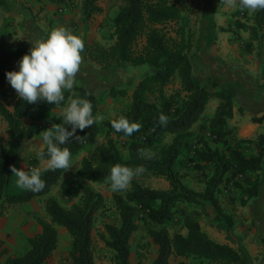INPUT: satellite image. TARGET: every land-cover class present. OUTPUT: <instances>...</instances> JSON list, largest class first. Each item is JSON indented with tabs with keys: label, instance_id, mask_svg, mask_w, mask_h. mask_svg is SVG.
Returning <instances> with one entry per match:
<instances>
[{
	"label": "trees",
	"instance_id": "trees-1",
	"mask_svg": "<svg viewBox=\"0 0 264 264\" xmlns=\"http://www.w3.org/2000/svg\"><path fill=\"white\" fill-rule=\"evenodd\" d=\"M178 1L125 0V6L113 18L115 42L109 47L94 42L86 48L87 60L103 68L131 65L136 68L147 67L150 72L140 80L127 111L122 115L130 122L139 123V131L125 136L122 132H116L111 122L107 124L115 137L127 144L128 156L125 157L116 141L110 138L106 144L95 147L97 160L84 158L81 161L78 174L85 181L102 184L110 181V169L115 164L133 169L142 166L144 171L164 178L169 183L167 190H154L133 181L125 195H114L119 223L106 224L102 236L106 247L113 252L111 264H142L133 263L131 259L132 241L139 229L138 212L146 215L151 225L148 229L150 243L158 247L157 256L151 264H170L172 257L197 260L201 264H248L244 251L214 240L193 218L184 219L185 233L171 235L167 229L180 204L209 205L215 211L219 226L225 230L232 229L234 217L226 212L219 198L222 187L233 182L238 189L241 205L246 206L259 196L264 171V135L255 141L239 140L233 146L228 144L231 135L229 123L236 114L234 96L216 80H212L211 85L200 84L195 78L191 56L193 38L187 35L183 27H179L175 35L165 30V25L182 18ZM81 11L84 21L88 22L102 14L103 8L99 0H82ZM237 24L239 29L249 33L252 41L262 39L264 9L255 11L251 23ZM140 38H145V46L141 53H136L134 47ZM30 49L0 48V93L11 87L6 72L18 71L19 61ZM175 78L179 79L185 93L182 97L168 96L165 92V88ZM105 93L113 98L127 96L126 90L116 87L107 88ZM64 95L65 100L59 106L43 101L29 104L18 96L13 111L0 101V115L8 126V140L0 150V220L6 210L22 208L34 199L50 194L67 170L48 168L42 171L41 179L45 181V187L40 192H9L15 175L12 168L17 167L22 142L33 138L34 124L45 120L52 112L65 108L72 99H87L97 119L92 126L84 130L77 129L70 141L61 147H67L73 155H78L87 146L96 145L101 132L97 96L83 86H73L65 90ZM213 99L219 103L208 128L203 127L204 133L198 137L193 159L197 168L210 170L204 190L198 192L185 183L177 165L184 150L190 146L194 126L201 121ZM161 113L168 117L166 126L159 122ZM263 120L264 115L256 116L253 123ZM25 122L30 125L25 126ZM63 123V115L52 117V126ZM66 127L71 130L70 125ZM163 133L172 135L171 142L163 143ZM212 143H222L225 151L214 148ZM241 143H254L255 152L248 155ZM46 150L47 145L38 153ZM38 153L30 162L34 167L42 162ZM249 174L255 175V178ZM239 179L243 180L240 182ZM62 196L69 200L79 198V201L68 208L55 197L47 198L48 219H38L41 230L29 238L27 252L9 256L0 264H49L59 246V227L65 228L72 239L71 264H96L93 250L94 221L96 214L105 208V198L87 185L64 187ZM7 254L8 249L0 237V260ZM178 264L190 263L180 261Z\"/></svg>",
	"mask_w": 264,
	"mask_h": 264
},
{
	"label": "rangeland",
	"instance_id": "rangeland-1",
	"mask_svg": "<svg viewBox=\"0 0 264 264\" xmlns=\"http://www.w3.org/2000/svg\"><path fill=\"white\" fill-rule=\"evenodd\" d=\"M36 1L43 4V1L45 0ZM52 3L58 5V8L62 7V5L63 7L68 8L69 14L70 10L74 11L73 23H71L72 26L69 31L82 39L84 38L83 41L91 43L98 42L106 47L111 46L115 42L113 18L118 11L125 6V0H99V4L103 8V13L93 17V20L88 22L84 21V18L79 17V14L82 13V0H62ZM178 4L181 8L182 18L178 22L165 25L164 28L169 34L175 35V31L179 27H183L187 35L189 34L193 38V49L191 51L192 60L197 61V57L206 56L210 62L220 61L223 65L232 66V68L242 67L243 65L241 62L244 60L249 64H254L255 67L257 62H259L257 79L258 82H260L261 89H264V36L258 41H252L249 33L239 29L237 24V22L245 24L251 23L255 11L242 9L239 6V0H234V3L230 6V10L225 12V15L223 14L225 20H223V22L219 24L220 26L215 29L214 34H210L211 23L209 22H205L204 24V32L208 30V34H201L199 28L204 23L201 19L202 16L205 15L203 10L208 5H214V7H217L222 4V7H224L228 5L225 3V0H179ZM58 8L56 11H58ZM0 15H2V13H0ZM38 16L39 14L34 16V18H39ZM37 18L36 20L34 19V22L41 21V19L37 20ZM3 19L4 17H0V23ZM4 27L10 28L7 32H11L12 27L10 23H7ZM40 27L42 28L43 34L34 36L35 43L38 40H46L49 33L53 29H56L55 27L53 28V23H50L48 20L45 21L43 25H40ZM4 33L6 32H1V34ZM4 38L7 40L10 39V33H6ZM144 46L145 38H140L134 47L135 52L141 53ZM205 71V68L200 70V74L203 78H205L203 75V72ZM149 72L150 70L147 67L136 68L131 65H125L120 68H103L96 63L89 62L86 57L84 58L82 56L80 68L75 76V83L73 86L87 87L97 96L101 132L97 138L96 145L87 146L78 155H72L70 168L66 170L61 181L53 188L50 194L36 198L22 208H11L6 210L5 216L0 220V237L4 241L5 247L8 249V254L3 257L0 262L4 261L9 256H18L27 252L29 249V238L41 230L38 224V219H48L46 212L47 198L51 196L55 197L62 205L69 208L73 203L78 202L79 198L74 200L63 198V188L87 185L100 192L105 198V208L96 214L94 221L93 250L95 262L96 264L112 263L113 252L106 247L102 236L105 234L106 224L117 225L119 223V214L114 202V195H125L131 189L133 181L138 182L143 187L154 190H167L169 189V183L164 178L156 177L151 172L143 171L142 174L135 177L130 182L126 189L119 192H113L110 188L111 181L102 184L85 181L79 176L78 169L84 158L97 160L98 157L95 154V147L97 145L106 144L110 138H113L116 141L121 153L125 157L128 156L127 144L117 139L109 130L107 124L115 119H119L124 112L127 111L134 90L140 80ZM212 80L214 79H210L207 84L211 85ZM110 87L126 90L127 96L117 98L109 96L105 93V90ZM230 90L231 91L227 89L226 91L228 93L232 92V95L234 96L236 114L234 119L229 123L231 135L228 137V144L233 146L239 140H257L260 133L256 131L252 132L246 127L250 122H253V118L256 117L257 114L255 116L249 114V117H246L245 115L247 114L248 108L244 103V98L241 94L236 92V89L232 88ZM165 92L168 96L182 97L185 95L178 78H175L165 88ZM14 93L16 94L12 87L3 93H0V101L11 111H13L16 102ZM218 103L219 101L216 99L211 100L201 121L194 126V135L190 140V146L184 150L177 165V169L184 176L185 183L198 192L204 190L207 176L210 175V170L208 168H197V165L193 161L196 156L195 149L198 145V137L203 135V127H205V129L208 128ZM63 110L64 108L58 109L52 112L45 120L33 125L32 129L34 131V136L33 138L26 139L22 142L21 159L19 157L16 169L24 170L29 173L33 169H38L40 174L45 169H48L47 164L43 161L37 167H34L30 162L36 157L40 149L44 148L46 145L42 139L43 131L51 128L52 117L63 115ZM24 124L27 127L30 125L29 122H25ZM243 131L246 136L243 134ZM241 134H243V137ZM162 137L164 144L171 142L173 138L172 135L166 133H163ZM7 140L8 126L0 115V150L5 146ZM240 145L248 155L255 152L254 143H241ZM212 146L222 152L225 151V147L222 143H212ZM249 176L255 178V175L249 174ZM16 180L17 176L14 175L13 181L8 189L11 194L21 193L26 190L19 188L16 184ZM242 180L243 179H239L238 181L241 182ZM219 198L226 212L234 217V227L232 229L225 230L219 226V222L215 219V211L209 205L180 204L176 209L174 220L167 225L169 233L171 235L185 233L186 230L183 227V221L186 217H190L197 220L202 225L203 230L214 240L221 243L233 244L236 248L239 242L238 233L244 227L247 231L251 232V235L253 236L259 234L256 232L261 226V219H259L258 215L264 213V203L258 204V198H256L250 201L246 206H242L238 189L233 182H228L222 187ZM137 223L139 229L133 238L131 246L132 262L151 264L157 256L156 248L154 247V244L150 243L148 236V229L151 228V225L148 223L146 215L143 212H138ZM58 232L59 246L49 264H71V236L67 230L62 227L58 228ZM258 237L256 241L261 240V238ZM180 261H186L190 264H201V262L197 260H180L175 257L171 258L170 264H178ZM263 263L264 253L262 258L253 260V264Z\"/></svg>",
	"mask_w": 264,
	"mask_h": 264
},
{
	"label": "clouds",
	"instance_id": "clouds-1",
	"mask_svg": "<svg viewBox=\"0 0 264 264\" xmlns=\"http://www.w3.org/2000/svg\"><path fill=\"white\" fill-rule=\"evenodd\" d=\"M231 6L234 0H225ZM242 9L256 11L264 9V0H239ZM85 44L81 37L66 28L53 29L46 40H38L19 61L18 71L6 72V79L17 95L29 104L43 101L47 104L60 105L65 100V90L73 88L75 76L82 61L81 53ZM97 117L92 114V104L84 98L72 99L63 110L64 123L52 126L43 131V142L47 145L46 152L38 153L50 169H69L72 152L67 147H61L70 141L77 129L84 130L92 126ZM161 125L166 126L168 117L163 113L159 116ZM66 125L71 126L69 130ZM112 128L125 136H131L139 131L141 125L130 122L126 117H120L111 122ZM79 138V137H77ZM12 171L17 176L16 184L19 188L40 192L45 187L38 169L31 172ZM142 166L135 169L121 164H115L110 169V188L119 192L128 187L130 182L140 174Z\"/></svg>",
	"mask_w": 264,
	"mask_h": 264
},
{
	"label": "crops",
	"instance_id": "crops-1",
	"mask_svg": "<svg viewBox=\"0 0 264 264\" xmlns=\"http://www.w3.org/2000/svg\"><path fill=\"white\" fill-rule=\"evenodd\" d=\"M222 4L217 7H214V5H208L203 10L205 15L202 16L201 19L204 23L199 28V32L201 34H208V30L204 32L205 22L211 23L210 34H214L215 29L220 26L219 24L223 22V20H225L224 13L229 11L231 7L229 5L222 7ZM57 8L58 5H54V3L49 0L43 1V4L37 2L36 0H0V13L3 15H0V17H4L0 23V48L7 50L19 47L32 48V46L35 45L34 36L43 34L40 25H43L47 20L50 21V23H53V28L63 27L70 30L72 26L71 23H73L74 11L70 10L69 14L68 8L63 7V5L58 8V11H56ZM37 14H39V18H36L37 20L41 19L40 22H34L36 20L34 16H37ZM79 17L83 18L82 13L79 14ZM91 20H93V18ZM7 23H10L12 27L11 32H7L10 28L4 27ZM2 31L10 33V39H5L4 37L6 33L1 34ZM84 44L85 47L81 55L85 58L86 48L92 43L84 41ZM192 62L194 66L195 78L200 84L206 85L210 79H214L224 88V90L229 89V91H231L230 89L232 88L236 89V92L241 94L244 98V103L248 108L247 114L245 115L246 117L249 114H251V116H255L257 114L258 117H262L264 115V89H261L260 82H258L257 79L260 64L259 62H257L255 67L254 64H249L246 60H244L241 62L243 66L238 68L223 65L220 61L210 62L206 56L197 57V61L192 60ZM202 68H205L207 71L203 72L205 78H203L200 74V70ZM230 93L232 94V92ZM14 96L16 101L18 98L17 93H14ZM246 127L252 132L256 131L259 132L260 135H264V120L261 123L250 122L246 125ZM243 134H241L242 137ZM19 157L21 159V149ZM257 198L258 204L264 203V174L262 176L260 194ZM258 217L261 219V226L258 228V231H256L259 233L258 235H251V232L247 231L245 227L240 232L238 231L239 242L237 244V248L244 251L247 255L248 264H253V260L262 258L264 253V213L259 214ZM258 236L261 240L256 241ZM229 245L236 248L233 244ZM154 247L156 248V252H158V247L156 245H154ZM178 259L182 260L181 258Z\"/></svg>",
	"mask_w": 264,
	"mask_h": 264
}]
</instances>
